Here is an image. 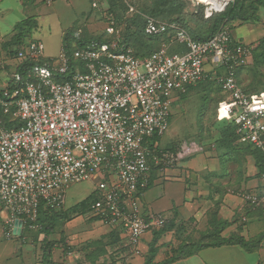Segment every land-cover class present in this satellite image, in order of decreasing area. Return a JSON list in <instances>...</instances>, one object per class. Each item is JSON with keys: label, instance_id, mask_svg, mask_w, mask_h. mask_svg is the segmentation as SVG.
Wrapping results in <instances>:
<instances>
[{"label": "built area", "instance_id": "obj_1", "mask_svg": "<svg viewBox=\"0 0 264 264\" xmlns=\"http://www.w3.org/2000/svg\"><path fill=\"white\" fill-rule=\"evenodd\" d=\"M233 1L192 0L204 7L206 19ZM93 6L98 7L97 2ZM136 10L128 2V14ZM104 18L105 30L119 34L114 15L104 12ZM145 32L165 35L170 42L162 41L143 59L118 39L91 40L72 54L62 49L50 58L43 41L36 39L19 52V58L46 60L28 79L12 73L13 86L0 89V106L8 111L15 105L14 116L21 120L9 128L0 119V205L7 237L19 219L22 230L35 228L42 202L50 209H64L68 186L98 180L101 172L107 179L97 184L100 200L92 205V213L125 234L128 257L140 256L142 237L167 222L160 213L146 217L142 212L140 193L150 184L153 165L165 172L205 152V146L193 140L182 141L175 152L162 150L155 138L169 129L173 103L179 99L175 94H184L188 85L205 78L230 93L219 102L217 119L234 120L240 142L264 153V91L247 93L236 76L253 55L251 44L236 42L229 26L210 39L197 40L179 22L150 15L145 16ZM173 41L184 50L171 51ZM260 181L258 188L229 192L259 209L264 218V171ZM72 254L67 252L66 264H75Z\"/></svg>", "mask_w": 264, "mask_h": 264}, {"label": "trees", "instance_id": "obj_2", "mask_svg": "<svg viewBox=\"0 0 264 264\" xmlns=\"http://www.w3.org/2000/svg\"><path fill=\"white\" fill-rule=\"evenodd\" d=\"M20 1L22 4H24V6L36 5L38 2V0ZM94 2H97L98 7L93 6ZM128 2H133L137 9L136 12L131 16L128 14ZM101 4L105 5V8L101 11L103 17L104 12H110L114 15L116 26L119 29V34H109L107 30H105L107 32L105 36L87 38L86 34L88 32L85 34V32L88 31L86 29L87 27H78L76 30L73 27L71 30H67L64 33L63 50L65 52L72 54L76 48L83 46L91 40L111 43L115 39H118L123 47L132 48L135 55L140 59H143L156 50L159 44L164 41V38H166L165 35L149 36L146 34V15H150L156 19L169 22L177 21L194 39L207 40L214 36L222 27L229 25V23L238 21L244 23L250 20L258 21L260 19L259 11L260 9L264 8V0H234L224 12L215 14L211 18L206 19L204 17V7L202 5H193L192 0H92V8H99ZM205 24H207V27H204ZM38 25L37 15H30L22 20H19L12 29L13 34L11 39L3 41L2 43V47H4L7 53L8 60L14 58L13 61H16V65L12 73H20L24 79H28L29 76H31L30 74L34 70L35 66L44 64V60H46L32 59L29 57L19 58V52L21 50H25L30 42L36 40L35 38L32 39L30 37L32 36L33 31L38 28ZM250 44L253 47V55L246 65L238 68L236 76L238 84L247 93H255V89L261 85H264L262 79L260 78L263 74L261 70L264 67V37L259 39L257 43L251 42ZM73 64L79 65L80 63L78 61H73ZM80 67L83 69V66L80 65ZM8 69L9 66L5 64L0 67V82L6 83V85L12 87L14 84L12 75L10 76V79L9 77H6L7 79L1 77V71H8ZM247 69L253 73V78L251 80L252 82L249 83L247 86L248 88L244 86L241 81V76ZM71 74L72 72H70L68 76L66 75L61 77V79L69 78ZM196 87L207 91L205 93L206 95L204 94L202 99H209V94L214 89L220 93V97H224V93L227 92L217 81L205 78L194 84L188 85L187 91L182 94L181 97H186L189 91L195 89ZM220 97L217 99L218 102L216 101L217 105L215 107V121L219 125L217 136L213 137L212 135L209 137L210 140H201L200 144L205 146V152L216 149V151L218 150V157H220L221 160L223 156L228 155L229 158L239 161L240 165L242 162H246L250 157H252L255 160L256 166L258 167V172L255 176H259L260 179V174L264 171V153L249 143L240 142L239 134L237 133V124L234 120L217 119V107L219 102L224 100V98ZM179 99L181 100L180 97ZM14 111L15 105L11 106L8 111L6 108L0 106V119L3 121L6 127L15 128L21 124V120L14 116ZM180 144L178 143L177 145L171 146L169 148H163L162 150H171L175 152L179 149ZM222 163L223 160L221 161V164ZM153 169H156L154 165ZM246 173L247 172L245 171V168L242 169L241 173L238 175L239 183H241V180L244 181L248 178ZM240 187H238V189L236 188L235 190L242 188ZM98 200H100V195L95 190L93 194L89 195L83 201L77 203L72 207L71 210H64V212H61L60 214V210L50 209L46 207L43 202L41 203L39 214L34 224L36 225V228L37 226L40 227V230L45 233L42 241H45L46 246L49 248V251L45 250L43 260L41 262L42 264L54 263L52 260V253L54 250L51 249L52 247L54 248L58 246L55 245L56 243L59 244V246H63L64 244L62 257H64L66 261L67 252H73V246L71 247L66 242L65 237H62L59 241H52L48 239V237L54 233L57 219L71 221L79 215H84L88 212L92 213V205ZM217 214V212H213L211 214L208 227L205 230L201 231L194 237L191 235L185 238L177 245L175 249H173V255L170 258L158 263H154L153 260L157 252V243L159 240L160 231L169 229L173 225L171 226L166 222V225L162 229L153 230L156 233L150 245V253L146 259V264H170L177 259L195 254L204 248L220 247L230 244H239L248 252H252L260 248L264 233L261 238L255 241L246 239L237 233H232L228 236L223 235V231L230 225L232 221L222 219L218 217ZM93 218L100 220V218L96 217L95 215H93ZM124 238L126 239V236L123 233L122 239L124 240ZM120 241L121 238L119 237V232L117 230H112L106 238L93 241L87 244L85 248L92 249L90 258L93 260V262H95V259L107 254L108 246H116L118 243H120ZM121 249L122 248L119 250ZM47 258L50 259L47 260ZM258 264H264V262L260 261Z\"/></svg>", "mask_w": 264, "mask_h": 264}, {"label": "rangeland", "instance_id": "obj_3", "mask_svg": "<svg viewBox=\"0 0 264 264\" xmlns=\"http://www.w3.org/2000/svg\"><path fill=\"white\" fill-rule=\"evenodd\" d=\"M104 8V4H101L99 8H92V0H50V4H48L47 0H38L36 5L28 6H24V4H22L20 0H0V67H2L4 64L9 66L8 71H1V77L5 79H7L6 77H9L10 79V76L12 75L13 69L16 65V61H13L14 58L8 60L7 53L4 47H2V43L3 41L11 39L13 34L12 29L15 27L16 23L19 20H22L30 15H37L39 25L38 28L33 31V34L30 38L41 39L43 41L45 45V54L48 58L58 57L61 53V50L63 49V39L65 31L71 30V28L73 27L75 30L78 27L86 28V26L88 25V18H90L91 21H89V28H86L88 31L85 32V34L88 32L86 34L87 38L105 36L107 34V32L105 31L107 22L101 13ZM259 14L260 19L258 21L250 20L244 23L238 21L229 23V25H227L230 27L231 34L236 42L244 44H250L251 42L257 43L259 39L264 37V8L260 9ZM204 27H207V24H205ZM164 41L170 42L167 37L164 38ZM173 43H176L173 45L175 51L181 52V50H184V46L182 44H178L177 41H173L172 44ZM76 67L80 66L76 65ZM218 69L220 71H223V68ZM261 71L263 74L260 78L264 83V67ZM252 78L253 73L250 70L248 71L247 69L242 74L241 81L243 85L247 87L249 83L252 82ZM4 85H6V83L0 82V89H3ZM261 90H264V85H261L257 89H255V92ZM206 92L207 91L201 90L196 87L195 89L189 91L186 97H181V95L175 94V96L180 97L181 100H176L173 103V112L170 118L169 129L163 136L155 138V141L158 142L160 149L169 148L188 139L200 143L201 140H210L209 137H211L212 135L213 137L217 136L219 125L215 121V107L218 102L217 99L220 97V93L216 89H214L209 94V99H202ZM228 96L229 93L225 92L224 97L221 96L220 98L226 99L229 98ZM212 150H214L213 152H215V154H218V150ZM219 159L220 161L223 160V163H219L218 170H216L209 178H211V183L215 184V186L220 189L223 187L228 188L227 186L229 185L230 179L236 180L242 169L249 168V166L253 164L248 161L249 159H251V161H255L252 157H250L247 160L248 162H242V164L240 165L239 161L229 158L228 155L223 156L222 160L220 157ZM184 163L185 161L181 160L178 165L182 166ZM229 170H231V173H229ZM99 176L100 178L98 180L90 179L69 185L66 193L65 207L62 210L59 209V214L61 212H64V210H71L72 207L77 203L83 201L89 195L93 194L97 188L99 180L107 179L105 174L101 172H99ZM194 178L195 176L191 177V179ZM230 185H232V188L236 187L233 182ZM165 186L168 190L169 187H174L173 191L177 192V196H182V194H184V183L178 184L177 181H174L173 183L167 182ZM260 186L261 181L258 187ZM191 187L192 190H195L196 188L193 185H191ZM246 187L248 189L251 188L250 186ZM150 191H152L151 193H153V189H151ZM214 198H216L217 200L220 199V196ZM173 199L176 200V198ZM160 203L166 204L168 203V200L164 198L160 200ZM178 211L181 213V207L178 209ZM3 212L4 210L0 205V264H42L41 262L43 260L45 250L49 251V248L45 244L46 242L42 241L45 233L41 231L40 227L38 226L37 228L26 226L20 235L12 232V237H7L4 230ZM253 217L254 218H252V220L250 219L248 220V222H246L249 233H247L245 238L255 241L261 238L264 233V218L262 217L261 211L259 209L255 210V212L253 213ZM66 222H69L66 224L68 225L67 229L65 228V221L57 219L53 235L66 233L68 235L65 236V238H69L70 241H74L75 244L78 242L76 236L80 238L84 237L85 239L89 237L98 238L101 237L105 231V229L102 230L100 226L103 225V222H101V220H96V218H93V213L90 212L84 215L77 216L73 221ZM238 223L243 224L241 219H239ZM87 227L89 228L88 230ZM73 233H75L76 235ZM50 236L48 237L49 240ZM75 244L70 243L71 247L73 245V257L71 258V260H74L73 262L75 264H89L78 261V259L74 257V251L76 249H80L79 245L83 243L76 245ZM261 244L262 250L256 249L252 252L247 253L248 255H250L251 264H258L261 260L264 261V237L262 238ZM78 246L79 248H77ZM223 246H233L243 250V247L239 244H230ZM63 248L64 244L63 246L60 245L54 248L52 247L51 250H55V262L50 264L67 263L65 258L62 257ZM83 249L84 251H90V249L85 248V246ZM119 249L120 248L118 247V245L110 246L107 254L97 259V263H94L128 264L129 262L127 263V260H125V258L119 257ZM49 259L50 258H47V260Z\"/></svg>", "mask_w": 264, "mask_h": 264}, {"label": "crops", "instance_id": "obj_4", "mask_svg": "<svg viewBox=\"0 0 264 264\" xmlns=\"http://www.w3.org/2000/svg\"><path fill=\"white\" fill-rule=\"evenodd\" d=\"M47 2L50 4V0H47ZM89 21H91L90 18ZM89 21L86 26L88 28L90 25ZM174 44L176 43H173L170 46L171 51H175L173 48ZM178 44L180 43L178 42ZM213 151L214 150H208L207 152H200V154L196 153L197 155L193 154L183 159L185 163L182 166L177 164L174 168H170L165 172H159L156 169L152 170L149 186L147 188H143L140 193L143 215L148 217L152 214L160 213L166 217L169 225H173L169 229L160 231L157 243V252L153 260L154 263L170 258L173 255V249H175L181 241L191 235L194 237L201 231L205 230L208 227L209 219L211 218V214L213 212H217L218 217L222 219L232 221L223 231V235L228 236L232 233H237L245 237L247 233H249L246 222L254 218L253 213L256 209H254L238 195L230 193L229 190L238 189L240 186H250L253 189L258 187L260 179L259 176H255L258 172V167L256 166L255 161H251V159H249L248 161L253 164H251L249 168H245V171L247 172L246 176L248 178L244 181L241 180V183H239V177H237L236 180L230 179L229 185L227 186L228 188L223 187L220 189L216 187L215 184H212L210 181L211 178H209L216 170H218L219 163H221L218 155ZM229 173H231V170H229ZM192 176H195V178L191 179ZM174 181H177L178 184L184 183V194H182V196H177V192L173 191L174 187H169V190L166 189V183H173ZM232 182L236 185V187H231L232 185L230 184H232ZM191 185L196 187L195 190H192ZM151 189H153L154 195L151 193ZM218 196H220V199L216 200L214 197ZM164 198L168 200V203H160V200ZM173 198H176V200ZM180 207L182 210L181 213L178 211ZM239 219H241L243 224L238 223ZM73 220H75V218ZM67 223L69 222L65 221L66 229L68 228V225H66ZM100 226L102 230L105 229L101 237H89L85 239L84 237L80 238L76 236L78 239L76 244L83 243L79 245L80 249H76L74 251V257L77 258L78 261L95 264L90 258L92 249H90V251H84V246L93 241L106 238L112 230H117L119 232V237L121 238L120 243H118V247L122 248L118 251V254L120 255L119 257L125 258L127 263L146 264V259L150 253V245L156 232L149 230L142 237L140 242L142 253L140 256L128 257V249L126 247L127 241L125 238L124 240L122 239L123 232L119 228H113L104 222L103 225ZM88 227L87 230L89 229ZM67 235L68 234L66 233L58 235L52 234L50 236V240L59 241L62 237ZM66 242L69 245L70 243L75 244L74 241H70L69 238H66ZM55 245L59 246L57 243ZM79 246L77 248H79ZM109 247L110 246H108V249ZM259 250H262V244ZM54 251L52 260L55 262ZM247 253L248 251L245 249L242 250L233 246L209 247L204 248L195 254L177 259L170 264H251L250 255ZM101 257L102 256L99 258ZM95 262L97 263L98 260L95 259Z\"/></svg>", "mask_w": 264, "mask_h": 264}, {"label": "water", "instance_id": "obj_5", "mask_svg": "<svg viewBox=\"0 0 264 264\" xmlns=\"http://www.w3.org/2000/svg\"><path fill=\"white\" fill-rule=\"evenodd\" d=\"M22 224H23V220L19 219L16 223V227L14 229V232L17 234V235H20L21 232H22Z\"/></svg>", "mask_w": 264, "mask_h": 264}, {"label": "snow or ice", "instance_id": "obj_6", "mask_svg": "<svg viewBox=\"0 0 264 264\" xmlns=\"http://www.w3.org/2000/svg\"><path fill=\"white\" fill-rule=\"evenodd\" d=\"M222 111H224L223 109H222ZM227 113L225 112V115H226Z\"/></svg>", "mask_w": 264, "mask_h": 264}]
</instances>
